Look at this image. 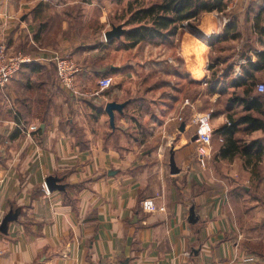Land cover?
<instances>
[{
  "label": "crops",
  "instance_id": "obj_1",
  "mask_svg": "<svg viewBox=\"0 0 264 264\" xmlns=\"http://www.w3.org/2000/svg\"><path fill=\"white\" fill-rule=\"evenodd\" d=\"M102 3L0 0V45L34 60L0 87V264H264V69L248 67L264 0L184 22L145 50L153 63L75 42ZM55 55L82 63L75 93ZM149 68L162 82L146 89ZM202 114L215 128L204 166Z\"/></svg>",
  "mask_w": 264,
  "mask_h": 264
},
{
  "label": "rangeland",
  "instance_id": "obj_2",
  "mask_svg": "<svg viewBox=\"0 0 264 264\" xmlns=\"http://www.w3.org/2000/svg\"><path fill=\"white\" fill-rule=\"evenodd\" d=\"M102 2H103L102 5L98 4L99 6H97L96 8H91L89 10V13L83 17V23H85L86 21H89L88 22L89 26H85L83 28L84 35H85L83 39L84 41H75V42H78L80 44L83 42L84 45L89 44L92 46H99L102 42H104L105 44L111 43V47L109 46L107 48L108 50L112 48L113 45H116L115 47L119 45L118 50H122L126 48L128 44L129 45L131 44L130 41H134V40H130L127 38L128 33L133 28L140 26V24H136V23L129 24L130 21L134 18L135 13H137L141 9H145L156 3H159L160 0H121V1L102 0ZM106 33H111L114 37L109 42H106ZM176 34L173 36V38H171V41H176L177 39ZM163 41H168V39L156 38L154 40H149V39L142 40L134 48L131 49V51L129 52L131 54H126L125 52L123 53V58H120L121 62H124V61L127 62L128 58H130L134 61L137 60V63H140L141 61L147 62L150 60H151V63H153L157 61L158 57L156 56V54L154 53V54H151L150 57H147V55H145L144 52L145 50H147L148 47H151L152 45L154 46L160 45L163 43ZM118 50L115 48H112V51H117V52H114L115 54L119 53ZM116 58H117V54H116ZM149 58L151 59L148 60ZM78 63L79 65L82 64L81 62H78ZM139 65L140 64H138L137 67L141 68V66L139 67ZM151 69L155 70L156 68H149V71L143 72L144 75L141 77V80L145 81L146 83L145 84L146 89L150 87H154L155 85L158 86L162 82V77L160 76V74H158L156 77H152V76H151L152 78L150 77V74L148 73L151 71ZM261 176H264L263 171L260 174L256 175V178L257 177L261 178ZM249 192L254 193V195H256L257 190L254 189V190H250ZM260 195L264 197V193L261 191H260ZM244 224H247L248 229L252 231L253 230L252 227L256 226L257 222L251 221L249 223H244ZM247 233L249 232L247 231ZM253 243L255 244H252L251 242V246L254 248H257L256 242H253Z\"/></svg>",
  "mask_w": 264,
  "mask_h": 264
},
{
  "label": "built area",
  "instance_id": "obj_3",
  "mask_svg": "<svg viewBox=\"0 0 264 264\" xmlns=\"http://www.w3.org/2000/svg\"><path fill=\"white\" fill-rule=\"evenodd\" d=\"M31 56L22 54H12L6 44L0 45V87L5 88L11 81L22 71L25 65L33 63ZM54 63L57 70V76L61 87L67 91H76V83L79 75L82 73V67L78 61L71 55H55ZM102 89H109L113 86V79L105 77L99 83ZM259 93L264 94V83L257 85ZM198 130L197 137L200 144L199 154L200 162L204 166L206 159L210 156L213 148V139L215 136V128L212 124L211 114H202L197 120ZM47 194L50 193L47 183L45 184ZM143 208L153 212L156 210L154 202L146 200L143 202ZM103 264H118L115 261Z\"/></svg>",
  "mask_w": 264,
  "mask_h": 264
},
{
  "label": "trees",
  "instance_id": "obj_4",
  "mask_svg": "<svg viewBox=\"0 0 264 264\" xmlns=\"http://www.w3.org/2000/svg\"><path fill=\"white\" fill-rule=\"evenodd\" d=\"M227 5L228 0H160L159 3L135 13L129 24L136 23L140 26L128 33L127 38L134 41H130L131 44L127 47L132 49L146 39L172 38L184 22L198 18L203 13L223 10ZM258 56L257 62L249 61L250 70L264 69V52L258 53Z\"/></svg>",
  "mask_w": 264,
  "mask_h": 264
},
{
  "label": "water",
  "instance_id": "obj_5",
  "mask_svg": "<svg viewBox=\"0 0 264 264\" xmlns=\"http://www.w3.org/2000/svg\"><path fill=\"white\" fill-rule=\"evenodd\" d=\"M114 37H113V35L111 34V33H106V42H109L110 40H112ZM47 185H48V183H47ZM48 187H49V185H48ZM50 188V187H49Z\"/></svg>",
  "mask_w": 264,
  "mask_h": 264
}]
</instances>
